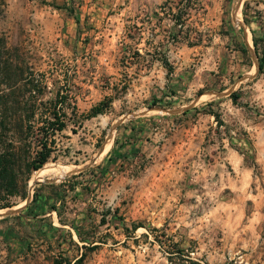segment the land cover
Returning a JSON list of instances; mask_svg holds the SVG:
<instances>
[{
    "label": "rangeland",
    "instance_id": "rangeland-1",
    "mask_svg": "<svg viewBox=\"0 0 264 264\" xmlns=\"http://www.w3.org/2000/svg\"><path fill=\"white\" fill-rule=\"evenodd\" d=\"M178 1L0 0L2 60L23 69L17 85L32 83L39 104L64 98L71 116L44 165L55 174L31 182L33 172L27 198L0 209V264H264V0ZM188 44L205 92L193 107V162L150 175L143 161L113 187L104 151L116 119L146 107L138 50ZM106 99L114 106L87 119ZM34 193L50 198L49 215L27 210Z\"/></svg>",
    "mask_w": 264,
    "mask_h": 264
},
{
    "label": "crops",
    "instance_id": "crops-1",
    "mask_svg": "<svg viewBox=\"0 0 264 264\" xmlns=\"http://www.w3.org/2000/svg\"><path fill=\"white\" fill-rule=\"evenodd\" d=\"M243 35V47L250 53L247 35L245 32ZM138 51L140 63H134L133 67L139 68L142 74H149V77H142L141 85L146 89L142 102L146 107L137 113L120 114L116 119L112 148L104 151V157L117 169L111 182L113 187L128 178L129 172L143 161L147 162L144 170L150 175L169 167L177 169L186 161L193 162V107L205 94L200 92L204 86L193 82V46L174 48L171 55L159 50ZM199 55L204 65L205 56ZM149 58L153 60L146 65ZM256 69L258 73V62ZM196 91H199L198 96L194 98ZM154 101L160 105L155 114L149 108L150 102ZM257 199L260 201L261 197L258 195ZM45 201L35 204L36 208L44 210L45 207L42 216L51 213L46 211Z\"/></svg>",
    "mask_w": 264,
    "mask_h": 264
},
{
    "label": "trees",
    "instance_id": "trees-1",
    "mask_svg": "<svg viewBox=\"0 0 264 264\" xmlns=\"http://www.w3.org/2000/svg\"><path fill=\"white\" fill-rule=\"evenodd\" d=\"M185 1L190 3L191 0ZM181 2L182 0L178 1ZM182 15L179 14L175 18L181 25ZM253 45L256 48L255 39ZM2 56L3 40L0 39V209H5L27 198L31 174L53 158L54 152L57 151V137L69 127L71 116L64 109L62 97L37 103L35 96L38 95V90L32 83L17 85L18 79L24 75L23 69L14 66L12 59L2 60ZM257 56L258 73H264V41L261 54L257 53ZM27 93L34 99H25ZM230 96L234 101L238 99L235 93ZM112 102V99H106L94 106L86 118L106 113ZM67 109L74 112L76 106L68 104ZM78 126H81V123ZM72 131L75 133L74 129ZM37 201L38 194L34 193L31 204L27 206L29 212ZM51 210L56 211L54 206ZM82 257L74 264H80ZM52 264L71 262L67 259H54Z\"/></svg>",
    "mask_w": 264,
    "mask_h": 264
},
{
    "label": "bare ground",
    "instance_id": "bare-ground-1",
    "mask_svg": "<svg viewBox=\"0 0 264 264\" xmlns=\"http://www.w3.org/2000/svg\"><path fill=\"white\" fill-rule=\"evenodd\" d=\"M110 144V143H109ZM109 145H106L105 147H108ZM72 169V168H71ZM59 171V170H58ZM58 171H56L58 173ZM65 169L61 173H65ZM55 174V169H52L49 165L42 167L41 169L34 172V175L31 178V182H34L36 180L44 179L47 175ZM11 211H14L15 208H10ZM7 211V209H6ZM1 212V211H0Z\"/></svg>",
    "mask_w": 264,
    "mask_h": 264
},
{
    "label": "built area",
    "instance_id": "built-area-1",
    "mask_svg": "<svg viewBox=\"0 0 264 264\" xmlns=\"http://www.w3.org/2000/svg\"><path fill=\"white\" fill-rule=\"evenodd\" d=\"M139 167V166H138Z\"/></svg>",
    "mask_w": 264,
    "mask_h": 264
},
{
    "label": "water",
    "instance_id": "water-1",
    "mask_svg": "<svg viewBox=\"0 0 264 264\" xmlns=\"http://www.w3.org/2000/svg\"><path fill=\"white\" fill-rule=\"evenodd\" d=\"M10 208V207H9Z\"/></svg>",
    "mask_w": 264,
    "mask_h": 264
}]
</instances>
